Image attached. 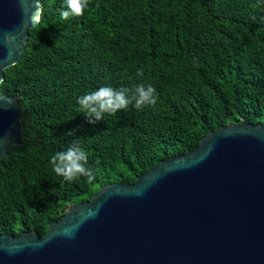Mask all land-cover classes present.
I'll use <instances>...</instances> for the list:
<instances>
[{"label":"trees","instance_id":"1","mask_svg":"<svg viewBox=\"0 0 264 264\" xmlns=\"http://www.w3.org/2000/svg\"><path fill=\"white\" fill-rule=\"evenodd\" d=\"M40 1L41 21L0 86L17 98L23 135L0 159V235L43 237L70 204L135 183L220 127L264 125V0H90L66 21L64 0ZM138 83L157 89L154 108L89 124L77 105L102 86ZM77 140L91 183L67 182L49 163Z\"/></svg>","mask_w":264,"mask_h":264},{"label":"water","instance_id":"2","mask_svg":"<svg viewBox=\"0 0 264 264\" xmlns=\"http://www.w3.org/2000/svg\"><path fill=\"white\" fill-rule=\"evenodd\" d=\"M41 12L40 0H0V80ZM16 102L0 93V159L22 143ZM0 264H264V125L220 127L135 183L70 204L43 237L0 235Z\"/></svg>","mask_w":264,"mask_h":264},{"label":"clouds","instance_id":"3","mask_svg":"<svg viewBox=\"0 0 264 264\" xmlns=\"http://www.w3.org/2000/svg\"><path fill=\"white\" fill-rule=\"evenodd\" d=\"M90 0H64L59 16L63 20L82 16L89 7ZM137 76L143 77V71L138 70ZM0 83H3L0 80ZM159 102V93L151 83H138L128 88H113L102 86L98 90L78 97L77 105L87 117L89 124H95L106 114H115L129 106L137 110L154 108ZM72 133L69 132V135ZM52 170L67 182H73L81 177L91 183L95 173L89 165L88 152L80 142L73 143L65 151L56 152L50 157ZM98 163V161H97Z\"/></svg>","mask_w":264,"mask_h":264}]
</instances>
